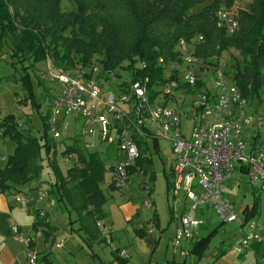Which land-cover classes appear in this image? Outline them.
Masks as SVG:
<instances>
[{
    "label": "trees",
    "instance_id": "obj_1",
    "mask_svg": "<svg viewBox=\"0 0 264 264\" xmlns=\"http://www.w3.org/2000/svg\"><path fill=\"white\" fill-rule=\"evenodd\" d=\"M64 1L72 4L70 10L64 9ZM203 2L0 0V49L9 41L11 56H18L19 61L32 57L37 63L52 56L55 66L62 70L74 69L79 63L87 66L98 61L101 65L99 78L104 79H108V73L123 67L129 73V80L120 86L123 88L128 82L144 76H149L152 84L159 79L165 80L167 64L177 58L179 40L202 36V43L197 48L200 55L220 57L228 51H237L241 55L240 59L234 60L233 69L226 71L249 101L256 97L261 99L264 95V0H251L245 6H236V0H214L197 11L196 7ZM222 5L234 10L238 18L239 27L234 33L217 25L216 12ZM162 56L164 63L159 61ZM21 79L30 86L31 98L38 104L30 73L26 71ZM43 117L42 142L29 130L19 129L15 115L10 114L3 121L1 135L11 137L16 147L7 156L6 165L0 167V192L11 189L23 192V185L40 178L44 149L56 171L50 194L57 192L69 212H75L80 229L87 235L86 241L103 242L106 236L102 226L98 225L108 216L104 208L108 197L101 186L107 171L103 151L89 150L79 139L68 144L63 153L74 152L77 159L64 174L56 160V150H53L57 143L50 136L48 116ZM257 140L258 135L250 141ZM138 143L140 156L130 172L132 175L143 174L154 183V163L148 142L138 139ZM170 172L172 174V168ZM170 186L168 182V194ZM110 189L118 188L110 184ZM152 191L149 187L148 195ZM259 213L260 197L255 199L246 218ZM36 215L39 217L38 211ZM209 241V236L200 237L192 252L203 255Z\"/></svg>",
    "mask_w": 264,
    "mask_h": 264
},
{
    "label": "built area",
    "instance_id": "obj_2",
    "mask_svg": "<svg viewBox=\"0 0 264 264\" xmlns=\"http://www.w3.org/2000/svg\"><path fill=\"white\" fill-rule=\"evenodd\" d=\"M216 18L217 25L228 33L239 27L234 10L226 5L217 9ZM202 40V36L179 40L177 58L167 64L165 80L152 84L150 77L144 76L107 93L100 85V62L87 66L79 63L74 69L62 70L49 56L50 69L40 77L62 85L50 99L49 133L58 139L73 115L82 118L90 137L84 141L87 149L106 144L117 150L105 167L111 184L118 189L131 182L130 168L140 156L138 139L168 140L175 155L170 205L173 216L180 220L173 248L178 249L183 241L200 238L202 221L197 211L211 207L224 222L237 221L248 227L236 244L243 251L254 241L264 240V199L260 213L243 221L227 198L224 186L237 169L246 167L250 184L264 198V142L252 143L245 138L256 118L247 110L250 101L227 73L221 57L198 53ZM159 61L164 63L165 58L162 56ZM184 117L191 121L189 132L184 130ZM66 159L73 162L77 155L68 153ZM38 195L48 199L51 208L55 206L56 200L49 190L39 188ZM14 199L26 205L32 203L28 192H15ZM145 204L153 206L152 198H147ZM37 211L39 217L47 212ZM14 231L23 235L17 227ZM23 239L27 247L25 264H47L33 246V238L23 235ZM126 253L121 251L122 255Z\"/></svg>",
    "mask_w": 264,
    "mask_h": 264
},
{
    "label": "rangeland",
    "instance_id": "obj_3",
    "mask_svg": "<svg viewBox=\"0 0 264 264\" xmlns=\"http://www.w3.org/2000/svg\"><path fill=\"white\" fill-rule=\"evenodd\" d=\"M213 1L214 0H204L202 4H199L196 7V10H201L205 5H208ZM250 1L251 0H236L235 5L245 6V4ZM63 7L66 10H70L72 4L68 3V1H64ZM8 43L10 42L8 41L7 44L0 49V127L6 116L13 114L18 120L19 129L29 130L42 142L41 134L44 133L45 126L43 116L49 117L51 112V107L49 105L50 89L54 91L55 88V92H57L62 85L57 82L43 81L39 78L43 71L50 69L49 59L34 63L32 57H27L23 61H19L18 56H11V50ZM220 57V60L226 64L225 69H233L235 63L234 60L240 59L241 55L237 51H228L223 53ZM25 66H27V69L24 68ZM26 71L30 73L32 90L38 104L33 102V98H31L30 86L25 84L21 79V76L24 75ZM108 76L109 79H100V83L104 90L113 89V91H116L117 83H123V81L129 80V73L123 67L116 69L112 73H108ZM169 104L174 105L172 101H169ZM247 110L256 117L254 127H256L257 131L260 133V139L264 140V95H262L261 99L257 97L253 98L248 104ZM183 121L184 130L189 132L191 121L185 117ZM70 123L71 128H80L82 134H85V139H90L86 134V129L83 127L84 120L82 118L73 115ZM1 130L2 129L0 128V131ZM71 134L72 133L67 128H63L62 137L58 139H54L50 134L51 138L56 140L57 146L53 150H56L55 157L64 174L67 173L68 167L72 165V161H68L66 159L67 155L63 153L67 144L70 142V138L68 137ZM251 134L252 132L250 130L247 131L245 133L246 138L249 139ZM147 142L150 149L149 155L152 156L154 163V183L149 181L147 176L137 174L132 176L131 182L126 187L112 190L110 189L111 177L108 171H106L105 178L101 181V186L108 196L105 206L106 209L111 212L113 220L115 234V243L113 244L130 246V239L132 238L131 233H134V231L142 224H148V220L152 217V214L156 213L160 217L161 229H159V233L162 234L160 246L164 253H171L172 249L167 252V245L173 231H176L177 220L173 223L170 222L169 204L171 203V196L169 197L167 189L168 182H170L171 186L173 182L170 171L174 163L175 155L171 143L166 139L159 138L155 140L154 138L148 137ZM15 146L16 142L11 137H2L0 134V167L6 165L7 156L13 152ZM42 154L44 158L41 160V176L34 180L32 185L35 184L34 186H40L39 188L51 191L52 184L56 180V171L50 160L47 158L44 149L42 150ZM103 157L105 161L111 158H109L104 152ZM244 174L245 175L239 178V183L236 181L238 174H233L230 179V183H234L232 190L229 186L230 183L225 185L226 189L229 187V190L227 189V195L233 202L235 210L239 213L240 218L243 221L244 212L241 209V203L244 199V194H246L249 200L254 198L252 196V185L248 182V174ZM149 187L153 188L151 195H148ZM31 196L33 198V203H31L32 208L29 209L27 205H25L24 208H19L21 219L20 224L25 232V236L34 237V239H36V246L39 249H43L46 242L54 241L50 244L51 247L56 242H62L64 246L62 249H53L55 259L62 263L69 264L70 260H73V262L76 261L77 264H86L88 260L91 261V254L93 252L84 237V232L79 229V223L76 221V214L75 212H69L64 203L59 200L57 192L51 194L56 200V204L53 208L50 207L48 199L39 198L36 190L34 193H31ZM149 197L152 198L153 207H147L144 203ZM125 203L139 205L140 212L132 221H129L126 218L121 209V206ZM38 208L47 210V212L44 217H40L36 221L34 214ZM204 217H206V223L203 228V233H208L209 231L217 229L216 234L213 235L210 242L209 250L216 249V247L223 245L228 251L236 253L233 250L235 242L243 236L244 231H246L248 227L241 226L237 221L224 222L220 216L212 210H209L204 214ZM45 228L51 229L52 235H55V239H52V236L48 239ZM254 261H256V258ZM202 262H206V259ZM246 264L252 263L247 261Z\"/></svg>",
    "mask_w": 264,
    "mask_h": 264
},
{
    "label": "crops",
    "instance_id": "obj_4",
    "mask_svg": "<svg viewBox=\"0 0 264 264\" xmlns=\"http://www.w3.org/2000/svg\"><path fill=\"white\" fill-rule=\"evenodd\" d=\"M100 79H104V78L102 77ZM108 79H109V76H108ZM121 84L122 82L117 83L116 85L117 90L119 89ZM59 90H57V92ZM108 91H113V89L104 90L105 93H107ZM50 92H51L49 93L50 96L48 95L49 102H50L52 95L56 93L55 88H54V91L50 89ZM254 123L247 130V131L250 130L252 132L251 137L247 139L245 136V138L247 139V141L251 142L250 140H252V137L258 135V140L256 142H264L263 139H260V133L257 131V128L254 127ZM83 127L85 129V122L83 123ZM0 128L2 129L0 131V134H1L4 128L2 126ZM74 128L75 129L71 128V123L68 124L67 129L70 130V132L72 133L68 137L70 138L69 144H72L75 140L79 139L84 145V141L86 140L84 137L85 134L84 135L82 134L81 132L82 130L80 128L78 127H74ZM2 137L4 136L2 135ZM95 149L103 151L105 154L109 156V158L117 154V150H115L113 147H107L106 145H103V144H97ZM245 169L247 168L243 167L235 171L236 175L238 174V177L236 180L238 181V183L240 180L239 178L245 175L244 173L248 174V172ZM248 182H249V176H248ZM229 183H230V180L227 181L225 185ZM32 184H33V181L28 184L23 185L21 188L22 190H24L23 192H28L30 196H31V193H34L35 190L36 192H38V189L40 187V186L39 187L34 186L35 184L34 185ZM229 186L232 190L234 187V183L231 182ZM227 189L225 188V194L227 198H229V196L227 195V191L229 189L228 190ZM15 191H16L15 189H11L10 191H7V192H0V264H25L26 263L27 247H26L25 242L23 241V235H25V232L23 231L22 226L20 224L21 219H20V209H19V208H24L26 204L18 203L15 201L14 199ZM252 196L254 198L249 200L246 194H244V199L242 200V203H241L242 205L241 209L244 212V219H247L246 218L247 214L252 209L255 203V199L260 197V205L264 199L263 194L261 197V194L258 188L252 187ZM27 207L31 209L32 204L27 205ZM104 208L107 211L108 216L104 218L103 221H101L100 226H102V229L104 230L106 240L103 242H95V243H89L87 241L93 252L91 254L92 255L91 261L90 260L87 261V263L89 264H246L247 261L251 262L252 264H264V240L261 242L254 241L251 244L249 249L239 251L236 247L237 241L239 240L238 239L235 242L234 249H233L236 253H232L233 251H228L227 249L224 248L223 245H221L220 247H216V249H210V250H209L210 246H208V248L204 251L203 255H198L195 252H192L193 245L198 239L193 242L183 241L180 247L175 250L173 248L172 241H173L176 231L175 232L173 231L172 235L169 238V242L167 245V252L172 249L171 253H164L162 247L160 246V242L162 238V234L159 233V229H161L160 217L158 214L155 215V213H153L152 217L148 220V224H142L139 228H137L134 231V233H131L132 238L130 239V246L113 244L115 243L114 242L115 234H114L113 220L111 217V212L106 209L105 205H104ZM121 209L129 221H132L140 212L139 205L132 204V203L123 204L121 206ZM169 209H170V205H169ZM198 210L200 211V213L199 211H197V217L202 221V224L200 225V237L209 236L210 237L209 245H210L212 237L213 235L216 234L217 229L209 231L208 233H203V228L205 227V223H206V217H204V214H206L209 210L214 211V209H212L211 207H200ZM36 212H37V209L34 214L35 220L37 221L40 217L36 215ZM174 221H176L177 223L176 229H175L177 230V228L180 226V220L173 216V213L171 212V209H170V222L173 223ZM15 227H17L23 235H17L14 231ZM79 229H80V223H79ZM45 231H46V235L48 239L51 236H52V239H55V235L54 234L52 235L51 229L45 228ZM84 237L85 239L87 237L85 232H84ZM32 238H33V242H32L33 246L41 253V255L43 256L47 264L50 262L65 264L55 259L54 250H53L54 248L62 249L64 247L62 242H56L55 244L52 245V247L50 244H52L54 241L46 242L43 249H39L36 246V239H34V237ZM58 244L60 245L58 246ZM122 250L127 251V253L122 255L121 254ZM237 255L239 256L242 255V256L239 257ZM255 258H256V261H254ZM204 259H206V262H202ZM73 263L77 264L76 261L73 262V260H70L69 264H73Z\"/></svg>",
    "mask_w": 264,
    "mask_h": 264
}]
</instances>
